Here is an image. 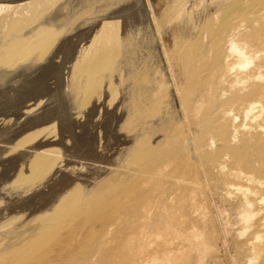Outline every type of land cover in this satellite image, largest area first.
Returning <instances> with one entry per match:
<instances>
[{"label": "bare ground", "instance_id": "6f19581e", "mask_svg": "<svg viewBox=\"0 0 264 264\" xmlns=\"http://www.w3.org/2000/svg\"><path fill=\"white\" fill-rule=\"evenodd\" d=\"M13 1L26 2L0 4V77L83 20L94 37L67 101L118 94L122 114L107 128L118 142L60 192L67 156L25 147L53 127L19 141L30 159L4 188L16 201L0 208V264H264V0Z\"/></svg>", "mask_w": 264, "mask_h": 264}, {"label": "rangeland", "instance_id": "374dc122", "mask_svg": "<svg viewBox=\"0 0 264 264\" xmlns=\"http://www.w3.org/2000/svg\"><path fill=\"white\" fill-rule=\"evenodd\" d=\"M23 2L25 3L26 1L0 0V4H12L15 6L19 5L20 3L22 4ZM88 24L89 22L84 24L83 20L72 23L71 26H69L70 28L68 27L66 30L64 29L62 37L60 36V40L57 42L52 52L46 57V59L43 58L35 62L36 65L32 66L30 64V66L28 64L20 70H14V74H9V77L7 75L3 79L0 77V199L8 200L11 198L4 191V188H6V186H8L12 180L16 178L15 176L21 171V169H23L22 166H26L25 162L30 159V155L28 154L35 151L34 149L32 150L27 147L32 148L33 146L40 149H57L67 156L65 158L67 162H70L69 165L64 168L62 167L61 172L55 177L56 180L53 182V185L55 184L56 188H53L52 190L54 192H60V189L72 186L71 184H74V180H76L79 176H84L89 173V154L91 155V152H93L92 150H100L102 147L105 148V146L109 144V148H111L112 145V147H114L116 142H118L117 134L115 133V136L113 134L114 132L110 133L108 127L110 124L109 121L113 116L115 117L122 114V105L119 101L120 95H115V98L113 95L114 100L112 95L106 97L103 96L100 101H97L95 105H92L93 108H95V106L98 107L95 108V110H93L92 106L89 105L82 109H77L74 107V105H72V103H70V101H67V99H69L67 95L69 90L67 89L71 82L70 78L73 73L75 61L79 55V52L85 45H88L94 37V31H92V28L89 27L90 24ZM49 59L50 61H48ZM57 107H62L64 111L63 114L59 116L60 119H58L57 116L54 117L55 115H51V113L54 112ZM48 108L49 112H47ZM107 111L111 113L112 116H110L111 114L107 113ZM106 114H108L107 116H110V118L106 117ZM47 115L49 116L47 117ZM41 116L43 118H41ZM38 117L39 119H37ZM91 117L92 120L90 119ZM102 119L107 120L102 121ZM91 121L95 122L91 123ZM49 126L53 127L51 129L53 132L45 131L44 134L42 133L40 136H38L39 138L37 137L38 139H34V142L31 141L27 143L28 146L25 145V147L30 150L29 152L25 147H17L19 141H21L25 136L34 133L38 129H44L45 127L47 128ZM92 126H94L93 130L91 129L93 128ZM96 126L97 128H100L97 130ZM111 134L113 135L112 138ZM107 136L109 138H106ZM102 138L103 141H101ZM113 138L116 141H114ZM121 139L123 138L121 137ZM106 140L109 141L106 143ZM99 150L97 152H99ZM26 151L28 152L27 155ZM23 158L25 160H23ZM64 183H68L66 184L68 186H66ZM43 190L48 192L50 189L49 187L45 189L42 188V190L37 189L34 191L35 193H30V195L28 194L25 196L27 198L30 197L31 199L29 202L25 201L29 204V209L26 208L25 210L27 211L26 213L31 214L32 211L39 210L41 205L44 204V200H47L46 198L41 197L39 194V192ZM5 195L7 196L5 197ZM11 199L16 201L13 198ZM0 201V208L2 209H4L5 206L11 205L13 202L11 201L8 203L5 200L2 203L3 200ZM25 202L23 203L25 204ZM18 206L21 207L23 204L21 203ZM220 208L222 211L221 213L224 216L227 215L229 219L231 217L230 211H225L222 206ZM229 238L232 240L233 234H230Z\"/></svg>", "mask_w": 264, "mask_h": 264}]
</instances>
